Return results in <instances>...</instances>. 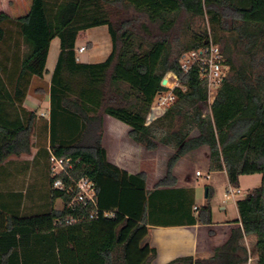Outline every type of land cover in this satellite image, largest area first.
Listing matches in <instances>:
<instances>
[{
    "label": "trees",
    "instance_id": "16d2710c",
    "mask_svg": "<svg viewBox=\"0 0 264 264\" xmlns=\"http://www.w3.org/2000/svg\"><path fill=\"white\" fill-rule=\"evenodd\" d=\"M102 25L112 40L109 56L80 61V31ZM55 37L60 53L49 89V132L38 139L44 145L37 154L71 157L70 175L94 182L101 213L89 218L88 207L69 205L75 189L65 173L66 187L55 188L51 167L50 204L43 211L24 214V191L0 190V264H152L151 226L212 223L210 189L197 213L193 188L175 186L178 160L204 146L209 172L225 169L232 187L239 188L241 175L260 173L262 181L237 200L242 228L207 262L184 257L168 264H246L250 255L264 264V0H32L22 16L0 12V43L12 48L0 63V167L32 153L38 115L23 102L33 77L47 72ZM210 38L229 69L203 117L207 88L196 68L182 71L180 58ZM167 72L177 73L184 89L176 88L175 102L148 123L154 98L167 89ZM105 115L128 124L129 137L147 150L176 149L152 189L145 172L129 173L109 160ZM247 235L256 237L251 250Z\"/></svg>",
    "mask_w": 264,
    "mask_h": 264
},
{
    "label": "crops",
    "instance_id": "0c3cea01",
    "mask_svg": "<svg viewBox=\"0 0 264 264\" xmlns=\"http://www.w3.org/2000/svg\"><path fill=\"white\" fill-rule=\"evenodd\" d=\"M31 4H32V0H14L13 5L11 7L12 9L10 8L11 12L8 10H4V12H7L9 15L14 17L22 16L30 10ZM14 10L17 11L24 10V14L14 15V13H12ZM52 43L53 40L50 45L48 59H47V65H46L47 72L45 73L43 78L33 77L27 96L23 102V106L27 110L35 111L38 115L35 131L33 134V140H38L43 138L44 137L43 133L44 134L46 133V135L48 136V132H49V123H50L49 89L51 84V77L60 53V44H59V50H57L54 55L53 64L51 67H49L48 62L51 54ZM81 45H85V44H81ZM81 45L77 46L76 43V49L79 48ZM86 46L88 49V47L91 46V41H89L88 44H86ZM78 59L82 62H94L91 61V58L89 56L84 55L81 57L79 52H78ZM42 95L46 96V102L44 103L43 106L41 103ZM104 124H105V133L103 137V144L107 149L109 160L112 163L118 165L119 167L126 169L129 173L145 172L147 176L146 178L147 188L152 189L155 186V184L165 175L167 168L161 174H158V171L160 167L164 165L165 161L168 160L173 153L170 156H168V154H164V159L161 158V160L157 161L154 155L155 150L148 151L146 149L145 154L147 155V158L142 160L143 163L144 161H150V160L154 161L156 163V169H157V171H154L155 174H152L150 183H148L147 180L148 173L145 169H143V163H141L140 161L139 168L134 169L129 159L130 157L131 159L135 158L136 151L139 150L140 153L142 151L141 145L134 142L129 137L130 126L122 121L119 122L110 118L109 115H105ZM159 145L163 146L164 144H159ZM202 148L203 147L187 152L179 160L185 159L188 164H192L194 160L198 159L199 156L198 154L200 153V151L204 150L203 154L208 162V169H209V163H210L209 149L207 147H206L207 149H202ZM164 150L165 149H163L161 146H158V151L162 152ZM166 152L167 151H165V153ZM123 162L124 163L126 162L127 164L125 165ZM196 171H195V175H196ZM174 175L176 176V183H175L176 187L193 188L195 195L194 209H196L198 213L199 209L203 205L200 206L197 204V191L192 184V180H191L192 176L177 174L175 172ZM209 175H210L209 178L214 179L215 184L209 185V187L206 189L207 195L209 189L212 195L213 193L215 194L216 192L215 186L219 187L221 183L227 187L226 194L227 195L230 194L229 190L234 187L231 186L228 179L227 171L225 169L218 171H210ZM246 176H252L254 178H257V181L260 180V183L262 181V174L260 173L241 175L240 186L238 188L240 189V192L243 185V178ZM231 196L235 197L236 194ZM212 197L210 199V204L212 206V214H213L212 223L199 222L196 224H186V225L151 226V234H150L151 245L156 247L157 249V255L154 261L152 262V264H168L174 259L184 258V257H192L194 261L199 259L202 262H207L210 259V257L214 254L215 250L218 247L222 246L228 240L233 229L242 228V223L239 221L240 215L237 207L238 199L234 201L235 213L229 217L228 206H226L224 202L219 204L215 203L212 200L213 199ZM206 202H207V196H206ZM255 241H256L255 235L245 236L244 242L249 250L254 248ZM178 264H188V262L184 261V262H179ZM193 264L196 263L194 262ZM246 264H257V257L254 255H250Z\"/></svg>",
    "mask_w": 264,
    "mask_h": 264
},
{
    "label": "rangeland",
    "instance_id": "374dc122",
    "mask_svg": "<svg viewBox=\"0 0 264 264\" xmlns=\"http://www.w3.org/2000/svg\"><path fill=\"white\" fill-rule=\"evenodd\" d=\"M14 0H0V12L4 10H8L11 12L10 8L13 5ZM12 9V8H11ZM123 11V10H122ZM131 13V11H129ZM7 13V12H6ZM12 13L14 15L24 14V10L17 11L14 10ZM11 16V15H10ZM13 18L19 16H11ZM203 25L210 31V25L207 17L205 18ZM5 26L7 28L14 29V26L10 23H6ZM15 37L18 38L17 33ZM91 41V46L82 53L80 56H89L91 61L100 62L107 58L111 49H112V40L110 37L109 29L107 25L96 26L86 30L80 31L77 39V46L81 44H88ZM60 39L55 37L52 43L51 54L49 58V67L52 66L54 55L57 50H59ZM22 49L25 52H28V47L23 45ZM12 48H8L5 42L0 43V63H6L7 57L11 56ZM242 59V58H241ZM240 61V59H239ZM168 75V74H166ZM31 91V90H30ZM46 102V96L42 95L41 103L42 106ZM204 107V106H203ZM110 118L121 122L120 120L109 116ZM180 122V120H179ZM194 133H196L194 131ZM44 145V141L33 140V148L31 154H23L21 156H12L7 162H5L0 167V190L4 192L14 191V190H23L25 194L24 205L22 212L24 214L36 213L39 211H43L50 204L49 199V189H50V167L51 162L48 159L45 153L37 154L40 147ZM164 151H158V148L155 150V159L157 161L164 159V154H168L170 156L175 152V148L167 145H159ZM141 153L140 151L135 152V158H129L132 167L134 169L139 168L140 161L143 163V159L147 158L146 148L141 145ZM202 149H207L204 146ZM149 151V150H148ZM154 151V150H153ZM165 151H167L165 153ZM204 150H201L198 154V159L194 160L192 164H188L185 159L179 160L174 166V172L177 174L191 175L192 184L197 191V204L204 205L206 202V189L211 184H215L213 178H207L206 175L209 172L208 162L203 154ZM169 160V159H168ZM168 160L165 161L164 165L160 167L158 174L164 172L167 168ZM124 163V162H123ZM127 164L126 162L124 163ZM143 169H145L148 173V183L151 181L152 174H155L154 171L156 169V163L154 161H144ZM152 169V170H151ZM202 171V176H196L195 171ZM151 170V171H150ZM157 174V173H156ZM260 184V180L257 181V178L252 176H246L243 178V185L241 188V192L236 194L235 197L230 194H226L227 187L221 183L219 187L215 186L216 192L213 193V201L217 204L223 203L228 206V216H232L235 213V205L234 201L239 198H243L249 193L255 186ZM57 203V201H56ZM55 201L53 204H56ZM59 204V202H58ZM4 219L6 220V216ZM46 228V226H44Z\"/></svg>",
    "mask_w": 264,
    "mask_h": 264
},
{
    "label": "built area",
    "instance_id": "2783aa9c",
    "mask_svg": "<svg viewBox=\"0 0 264 264\" xmlns=\"http://www.w3.org/2000/svg\"><path fill=\"white\" fill-rule=\"evenodd\" d=\"M86 49V45H81L76 51L82 53ZM180 67L184 73H189L194 68L199 71L200 77L204 81L208 93L207 99L200 102L202 116L206 117L211 113V106L229 69L222 48L210 38L203 46L184 52L180 58ZM166 74L164 75V78H166L167 82L162 85L167 89L157 93L151 106L149 116L151 115L153 120L162 117L175 102L177 99L175 92L176 88L180 87L184 89L177 73L167 72ZM148 123L150 122L148 121ZM50 162L51 174L54 177L53 186L60 190L66 187V183L60 177L61 173H65L71 181V188L75 189L74 197L69 205H75L77 203L82 204L89 208V218L98 217L101 211L97 203L94 182L87 176H82L76 179L70 175L69 170L74 166L71 157H58L51 153ZM196 175L202 176L203 173L202 171L197 170ZM206 177H210L209 173ZM229 192L231 195H235L240 193V189L232 188ZM102 213L105 216L113 215L112 212L108 211ZM70 221H74V219H71Z\"/></svg>",
    "mask_w": 264,
    "mask_h": 264
},
{
    "label": "water",
    "instance_id": "95a60500",
    "mask_svg": "<svg viewBox=\"0 0 264 264\" xmlns=\"http://www.w3.org/2000/svg\"><path fill=\"white\" fill-rule=\"evenodd\" d=\"M166 82H167L166 78H163L162 84H166ZM148 121L149 122L153 121V117L151 115L149 116ZM206 196H207V193H206Z\"/></svg>",
    "mask_w": 264,
    "mask_h": 264
}]
</instances>
